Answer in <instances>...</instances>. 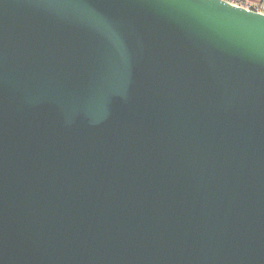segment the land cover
<instances>
[{"label": "water", "instance_id": "1", "mask_svg": "<svg viewBox=\"0 0 264 264\" xmlns=\"http://www.w3.org/2000/svg\"><path fill=\"white\" fill-rule=\"evenodd\" d=\"M229 6L0 0V264H264V17Z\"/></svg>", "mask_w": 264, "mask_h": 264}, {"label": "snow or ice", "instance_id": "2", "mask_svg": "<svg viewBox=\"0 0 264 264\" xmlns=\"http://www.w3.org/2000/svg\"><path fill=\"white\" fill-rule=\"evenodd\" d=\"M210 3L220 9L231 10V13H236L237 9L235 7H230V0H210ZM240 15H247V13H239ZM261 16L264 17V13H261Z\"/></svg>", "mask_w": 264, "mask_h": 264}, {"label": "built area", "instance_id": "3", "mask_svg": "<svg viewBox=\"0 0 264 264\" xmlns=\"http://www.w3.org/2000/svg\"><path fill=\"white\" fill-rule=\"evenodd\" d=\"M240 3L241 2H237L235 4L244 6V7L248 8V9L256 11V12L264 13V2L247 0V1L243 2V3H241V4Z\"/></svg>", "mask_w": 264, "mask_h": 264}, {"label": "trees", "instance_id": "4", "mask_svg": "<svg viewBox=\"0 0 264 264\" xmlns=\"http://www.w3.org/2000/svg\"><path fill=\"white\" fill-rule=\"evenodd\" d=\"M231 2H234V3H237V2H241V3H243V2H245V1H247V0H230ZM259 1H261V2H264V0H259ZM240 3V4H241Z\"/></svg>", "mask_w": 264, "mask_h": 264}, {"label": "rangeland", "instance_id": "5", "mask_svg": "<svg viewBox=\"0 0 264 264\" xmlns=\"http://www.w3.org/2000/svg\"><path fill=\"white\" fill-rule=\"evenodd\" d=\"M251 1H259V0H251Z\"/></svg>", "mask_w": 264, "mask_h": 264}]
</instances>
